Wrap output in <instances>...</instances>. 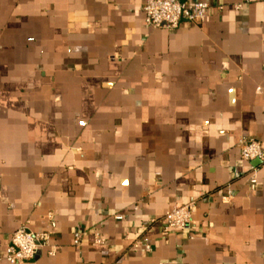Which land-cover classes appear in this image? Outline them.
Listing matches in <instances>:
<instances>
[{
	"label": "crops",
	"instance_id": "1",
	"mask_svg": "<svg viewBox=\"0 0 264 264\" xmlns=\"http://www.w3.org/2000/svg\"><path fill=\"white\" fill-rule=\"evenodd\" d=\"M145 1L0 0V258L26 227L23 264H264V0L176 30Z\"/></svg>",
	"mask_w": 264,
	"mask_h": 264
},
{
	"label": "built area",
	"instance_id": "2",
	"mask_svg": "<svg viewBox=\"0 0 264 264\" xmlns=\"http://www.w3.org/2000/svg\"><path fill=\"white\" fill-rule=\"evenodd\" d=\"M238 10L240 6H235ZM144 21L152 30H176L183 24L200 23L209 13L210 6L203 2H181L180 0H146L143 5ZM79 127H85L84 122H78ZM240 158L243 162H259L264 164V150L260 143L253 139L241 140L238 144ZM251 184H255V176H251ZM228 201V198H224ZM195 204L167 211L162 219L163 231H183L189 228ZM120 219V218H119ZM80 234L74 235V244L79 245ZM50 237L47 233H33L26 227L17 229L10 237L3 259L8 264H23L33 260L44 248L48 247ZM104 241L97 236L94 245H102ZM146 251L150 248L147 246Z\"/></svg>",
	"mask_w": 264,
	"mask_h": 264
}]
</instances>
